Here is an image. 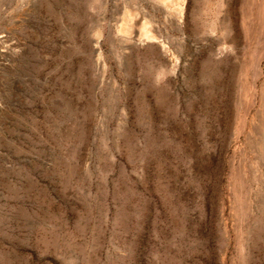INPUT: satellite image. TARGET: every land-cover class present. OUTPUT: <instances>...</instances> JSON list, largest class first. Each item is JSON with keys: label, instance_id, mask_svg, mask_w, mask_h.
<instances>
[{"label": "rangeland", "instance_id": "1", "mask_svg": "<svg viewBox=\"0 0 264 264\" xmlns=\"http://www.w3.org/2000/svg\"><path fill=\"white\" fill-rule=\"evenodd\" d=\"M0 264H264V0H0Z\"/></svg>", "mask_w": 264, "mask_h": 264}]
</instances>
